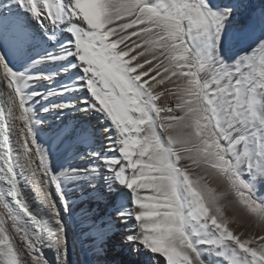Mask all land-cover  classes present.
<instances>
[{
  "label": "snow or ice",
  "instance_id": "1",
  "mask_svg": "<svg viewBox=\"0 0 264 264\" xmlns=\"http://www.w3.org/2000/svg\"><path fill=\"white\" fill-rule=\"evenodd\" d=\"M0 210V264H264V0H0Z\"/></svg>",
  "mask_w": 264,
  "mask_h": 264
},
{
  "label": "bare ground",
  "instance_id": "2",
  "mask_svg": "<svg viewBox=\"0 0 264 264\" xmlns=\"http://www.w3.org/2000/svg\"><path fill=\"white\" fill-rule=\"evenodd\" d=\"M169 99L170 98L162 97L161 100L159 101V103H161L163 105L166 102H168ZM225 212L229 216V218L233 221V223H232V227L233 228H241L242 230H244L247 227V224L241 220V217H240L241 214L239 212H235L232 208H226ZM253 230L254 231H259L260 228H259V226H257ZM73 243L75 245L72 248V251L74 253L73 259L74 260H77V259L78 260H83L84 259V254H83V252L80 251V243H79V241L75 240V238H73ZM17 244H18V246H20L19 238H17Z\"/></svg>",
  "mask_w": 264,
  "mask_h": 264
},
{
  "label": "rangeland",
  "instance_id": "3",
  "mask_svg": "<svg viewBox=\"0 0 264 264\" xmlns=\"http://www.w3.org/2000/svg\"><path fill=\"white\" fill-rule=\"evenodd\" d=\"M0 213H2V211L0 210ZM241 215H240V217H241V220L243 221V222H245L247 225H248V218L246 217V216H244L242 213H240ZM244 217V218H243ZM244 219V220H243Z\"/></svg>",
  "mask_w": 264,
  "mask_h": 264
}]
</instances>
